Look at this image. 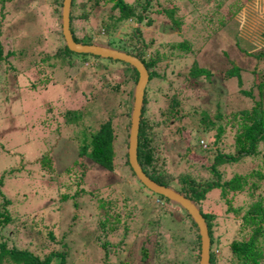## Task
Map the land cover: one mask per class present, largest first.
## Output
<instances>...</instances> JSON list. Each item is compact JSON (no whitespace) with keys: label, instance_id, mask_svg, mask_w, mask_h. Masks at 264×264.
<instances>
[{"label":"trees","instance_id":"16d2710c","mask_svg":"<svg viewBox=\"0 0 264 264\" xmlns=\"http://www.w3.org/2000/svg\"><path fill=\"white\" fill-rule=\"evenodd\" d=\"M9 1L0 0V14L2 16L4 11L9 8L5 9L6 3ZM61 1L49 0L50 6L53 8V15L57 18L56 29L51 33H44L45 35L38 31L36 40L31 44L36 54H42L40 52H43V58H40V63L36 61V58H32V61L29 62L32 66L28 63L25 68L29 70L31 67H35L38 72H42L43 77L37 79V76L33 81L31 79L29 85L33 87L37 83V85H42L44 88L55 86L56 75H53L52 71L48 72L46 67L57 63L66 64L70 70L80 66L81 60L88 61L91 58L106 62H119L124 65L122 75H118L112 84H107L112 89L113 97H118V106L114 105L104 112L105 115L96 117L94 125L88 123L92 127L89 128L92 130L88 133L82 131V139L77 146L78 158L73 164L66 165L62 170L59 169L63 173L74 174L77 179L75 185L79 186L83 193L85 186L80 184L83 181L86 169L88 171V169L95 167L99 172L113 173L114 175L116 171H119L118 176L121 178L117 180L122 183L126 180L123 177L126 170L130 179H135V174L127 158L128 129L132 105V102L129 101L130 90L128 88L135 85L138 73L134 67L124 61L69 50L61 32ZM87 1H91L90 6H88L90 9L98 5L108 6L109 21L102 22V27L109 35L128 20L139 25L132 26V31L128 33V38L124 40L113 37L108 41L104 40L105 36L95 37L94 27L87 29L85 26H81V28L78 25L80 21L88 18L90 9L86 10ZM152 1L71 0L69 29L72 38L76 42L95 43L96 41L97 44L126 51L135 55L145 66L148 80L143 89L139 115L137 162L149 178L161 185L172 187L188 197L199 209L207 225L209 236L208 264H264V173L262 172L264 168V150H261L264 147V77L262 72L251 70L252 77L248 87L242 88L241 68L231 64L223 73L224 79L227 81L235 77L236 84L240 87L238 92L242 94L238 95L236 93V97L240 100L246 97L251 105L229 110L225 114L220 111L219 105H215V109L211 111L205 108L201 109L198 119L201 124L200 127L189 126L184 122L189 114L186 115V112L183 111L184 98H181L180 92L159 91V86L156 87L159 93L150 90L152 83L157 80L162 81L164 78V74L159 70L163 68L160 64L164 56H159L156 52L147 55L150 44L145 43L140 38L142 32L140 25L142 23L152 25L153 18L151 14L154 11L155 14L164 16L168 20L169 28L179 30L181 27V19L176 15L177 9L173 1H169L156 9L152 8ZM156 1V4L160 5V2ZM215 6L219 7L220 4L216 3ZM219 25L224 26L225 21H222V23L220 21ZM80 30L83 33L79 35ZM237 32L238 35L236 32L234 33V42L242 37L239 36V30ZM22 33H25V31H22ZM260 34L263 39H259V37L257 42L258 44H264V31ZM0 35H2L1 29ZM45 37L50 39V45H54L51 49H47L48 45L43 48L39 47ZM256 37L258 36L256 35ZM16 38L19 39L16 36L13 38L2 36L0 38V65L2 61L9 62V58H15L16 53L20 56L24 53L22 48L16 49ZM242 40V43L247 45L244 49L240 48L241 52L245 53L253 48L254 43H249L248 37H242ZM136 42H139L138 46H136ZM192 49V44L187 38L180 40L178 43H171L167 47L168 54L171 57L169 62L172 65L174 63L178 65L181 61L186 62L189 59L188 54H192ZM173 56L175 57L172 58ZM252 56L255 57L256 62L264 61V48L253 53ZM30 74L33 73H29V76ZM184 77V80L188 81L192 78L194 81L206 80L211 82L212 71L206 67L203 59L193 58ZM73 115H78V113L76 111L69 112L65 123H71L69 119ZM224 116L226 119L223 121L221 118ZM211 127L215 129V132L210 142L207 139V134ZM84 130H86V127ZM200 133L205 134L206 143L199 138ZM179 134L182 135L180 139L177 136ZM226 139L229 140L226 141ZM169 144L184 151L183 155L180 152L177 153L180 159L177 160L176 170H170L166 166L167 157L165 154H167L166 150ZM118 149H120V153H118ZM52 158L51 155L47 158L46 153H43L36 160L44 172V176H49L50 179L56 178L53 175L59 173L52 166L54 162ZM116 158L119 159L116 160ZM186 158L188 162L185 161ZM252 160L257 161L252 164ZM199 161L206 168L204 170L207 172V176L203 174L202 170L193 165L194 162ZM247 162L252 165L246 168L245 172H237L234 169L236 164ZM257 166H260L261 169ZM2 182L3 175L0 177V228L2 229L11 224L17 227L16 221L18 222L21 216L24 218V214L18 213L17 217L11 214L9 209L10 198L2 191ZM137 182L139 186L133 187L132 193L127 189L123 193H121L122 190L114 191L113 194L111 192L102 194L98 190L83 193L87 195L91 202L93 201L91 209L94 216L90 213L89 220L93 222L95 218L97 226L102 228L101 233L95 235L97 239L100 238V235L104 239V242L99 244L103 252L102 264H107L108 255L114 252L110 248H115V244H108V234L114 233L119 228L121 218L126 219L132 216L135 211H137L136 215L139 214V216L143 215L144 217L143 226L137 227L135 231V235L140 237L138 251L142 261L150 257L154 259L155 255L160 252L165 253L166 250H169V247H172L174 257L156 264H198L200 236L198 228L190 215L177 203L149 190L139 180ZM102 187L96 184L94 188L100 189ZM81 192L71 194L70 191L66 192L61 188L60 191L52 194L51 202L53 203L48 204V207L51 209L57 205L56 210L60 212L61 203L71 201V209H77L80 206L78 198L83 197ZM51 202L49 201V203ZM217 207H220V213L214 211ZM181 209H183V212ZM219 215L235 224L237 233V236H234L227 244L229 255L223 260L224 262L218 260L219 256L215 252V245L219 240L216 234V219ZM70 216L75 221L79 219V214L76 211ZM82 221L86 223V220L83 219ZM29 223L28 227L25 226L26 223H23L22 227L28 228L29 231L35 229V235L33 236H38L41 229ZM121 226L122 235L125 236L128 227L123 221ZM161 226L165 227L164 234L168 235V240L160 238L158 227ZM53 232L51 228H47L40 243H34L32 239H29L27 237L28 231L25 234L22 233L19 237L22 240L21 245L11 237V234V236H7L0 231V264H75L74 261L69 260L68 245L61 239L56 240ZM152 235L154 236L152 237ZM26 240L27 244L25 245L27 246L24 245ZM46 241H60L61 249L51 248L45 252H40L44 247H47L48 243ZM117 242L122 244L123 238L121 237ZM82 250L86 251L88 247H83ZM86 254L87 252L83 253V258L77 264H84L85 259L90 258V254ZM87 261L90 264L89 260ZM128 263L129 261L122 262V264Z\"/></svg>","mask_w":264,"mask_h":264},{"label":"rangeland","instance_id":"374dc122","mask_svg":"<svg viewBox=\"0 0 264 264\" xmlns=\"http://www.w3.org/2000/svg\"><path fill=\"white\" fill-rule=\"evenodd\" d=\"M127 1L134 2L135 0ZM158 1L160 5L156 4V0L152 1L153 9L160 8L169 1L174 2L177 9L176 15L181 19V27L179 30L169 28L168 20L164 16L155 14L154 11L151 14L152 25L143 23L140 25L142 28L140 38L150 44L147 55L156 52L157 55L164 56L160 64L163 68L159 69L164 74V78L162 81L157 80L152 83L150 90L156 93H159L160 90L180 92L181 98H184L183 111L186 112V115L189 114L184 122L191 127H200L198 119L201 109L205 108L211 111L215 109V105H219L220 111L225 114V112L239 107H249L251 104L246 97L241 101L235 95L236 93L242 95L238 92L240 87L236 84L235 77L226 81L223 73L231 64L240 67L243 80L242 88L248 87L252 77L251 70L261 71L264 77V61L256 62L257 60L252 56L253 53L264 48L263 43L262 45L257 42L260 33L264 31V0ZM216 3H219L220 6L216 7ZM90 4L91 1L86 2L87 11L90 9L88 7ZM7 7L9 8L7 9ZM5 9L7 10L4 11V15L0 14V29L2 31L0 36L19 37V39L16 38L17 41L15 40L16 49L22 48L24 53L21 56L16 53L15 58H9V62L2 61L0 65V177L3 175L1 189L10 198L11 214L17 217L18 213H23L24 218L20 215L21 219L16 221L18 228L11 224L0 228V231L7 236L12 235L11 237L22 245V240L19 238L22 233L25 234L28 231L27 237L34 243H40L45 230L51 228L56 240L61 239L68 245L70 261H74L75 264L80 263L83 253L87 252L90 254V258L85 259L84 264H88L87 260L90 264H102L103 252L99 244L104 242V239L101 238V235L99 239L95 238L96 234L101 233L102 228L97 226L95 218L93 222L89 220V214L93 212L91 209L93 201L91 202L83 193L98 190L102 194L108 192L113 194L114 191L121 190L123 193L125 189L132 193L133 187L139 186L138 179L135 177L131 180L125 170V175H122L126 180L122 183L117 180L121 178L118 176L119 171H116L114 175L113 173L99 172L94 167L85 171V176L80 184L85 186L82 193L80 187L75 185L77 179L74 174L63 173L59 169L62 170L66 165L73 164L78 158L77 146L82 139V131L88 133L92 130L88 123L94 125L96 117L105 115L104 112L108 111L110 107L118 106V97H113L112 89L107 84H112L118 75H122L124 65L119 62H106L91 58L88 61L81 60L80 66L70 70L66 64L57 63L46 67L48 72L52 71L53 75H56L55 86L44 88L36 83L32 87L29 85L30 80L33 81L37 76V79H40L43 74L38 72L35 67H31L29 62L32 61V58H36V61L40 63L43 52L36 54L31 44L36 40L38 31L47 34L56 29L57 18L53 15V8L50 6L49 0H10L6 3ZM108 15V6L98 5L92 7L89 10L88 18L80 21L78 25L85 26L87 29L94 27L95 37L105 36L104 40L108 41L113 37L118 40L128 38L132 26L139 25L128 20L109 35L102 27V22L109 21ZM220 21L221 23L225 21V25H219ZM237 30H239V36L248 37L249 43H254L253 48L245 53L240 51V48L244 49L247 45L242 43V37H239L242 41L240 39H237L236 42L233 41L234 33L236 32L238 35ZM82 33L83 31L80 30L79 35ZM184 38L190 40L193 47L192 54H188L189 59L186 62L181 61L178 65H175L176 63L172 65L169 62L171 57L167 47ZM259 39H263V37ZM49 40L45 37L39 47L43 48L48 45L47 49H51L54 45H50ZM95 43L97 42L95 41ZM138 45L139 42H136V46ZM193 58L203 59L206 67L212 71L211 82L194 81L192 78L189 81L184 80ZM28 63L31 65H29L31 67L29 70L25 68ZM29 73L33 74L29 76ZM157 86L160 87L159 91L156 90ZM133 87L128 88L130 102H132ZM73 111H76L78 115L70 117L71 123H65L68 113H73ZM225 119V116L221 118L223 121ZM85 127L86 130H84ZM214 132L215 129L211 127L207 134L208 141H212ZM177 136L178 139L182 137L181 134ZM199 138L206 143L204 133H200ZM228 140L226 139V141ZM261 150H264V147ZM166 152V166L170 170H176L177 160L180 159L177 153L180 152L183 155L184 151L169 144ZM43 153H46L47 158L50 155L53 157L52 166L57 172L59 171L53 175L56 178L50 179L49 176H44V172L37 164L36 160ZM118 153H120V149H118ZM118 159L116 158V160ZM185 161L188 162V159L186 158ZM256 161L252 160L251 163ZM251 163L236 164L234 169L237 172H245L246 168L251 167ZM193 165L207 176V172L204 170L206 168L201 161L194 162ZM259 167L257 166V168ZM262 172L264 173V168ZM96 184L103 187L94 188ZM61 188L66 192L70 191L71 194L82 193L83 197L78 198L79 208L71 209V201L62 202L60 212L56 210L57 205L52 207V210L48 207V204L53 203L51 202L52 194L57 193ZM20 197L23 199H19ZM219 208H215L214 211L220 213ZM181 210L183 212V209ZM75 211L79 214V219L76 221L70 218V215ZM136 213L137 211L126 219L121 218L119 228L114 233L108 234L107 242L110 245L115 244V248H110L114 250V252L111 251L114 255L113 253L108 255L107 264H122L123 261H129L128 264H156L174 257L172 247H169L168 251L158 253L154 259L150 257L145 261L141 260L138 251L140 237L135 235V231L137 227L143 226L144 217L136 215ZM60 214L63 216L62 218ZM91 215L94 216V213ZM83 219L86 220V223L82 221ZM122 221L128 227L125 236L122 235V229H120ZM216 221V234L219 240L216 242L215 252L219 256L218 260L224 262L223 260L229 255L227 244L234 236H237L236 225L220 215ZM29 222L41 229L38 236H33L35 229L29 231L26 228ZM23 223H26V227H22ZM16 231H18L17 234ZM164 231L165 227H158L160 238L168 240V235L164 234ZM121 237L123 238L122 244L117 242ZM46 242L48 243L47 247H44L40 252L51 248L61 249L60 241ZM25 244H27V240L24 242ZM86 246L88 250L83 251V247Z\"/></svg>","mask_w":264,"mask_h":264},{"label":"water","instance_id":"95a60500","mask_svg":"<svg viewBox=\"0 0 264 264\" xmlns=\"http://www.w3.org/2000/svg\"><path fill=\"white\" fill-rule=\"evenodd\" d=\"M71 0L61 1V32L67 48L77 53H91L100 57H109L124 61L134 67L138 73L137 81L132 90V105L130 111V124L128 129L127 158L135 177L149 190L161 194L162 196L180 205L195 222L200 236V252L198 264H208L209 259V236L207 225L196 205L186 196L176 191L172 187L161 185L149 178L141 169L136 158L137 132L139 125L140 108L142 105L143 89L148 80V73L142 62L132 54L127 52L97 44L82 43L73 40L69 29V9Z\"/></svg>","mask_w":264,"mask_h":264}]
</instances>
